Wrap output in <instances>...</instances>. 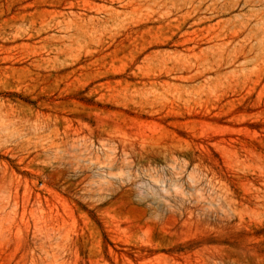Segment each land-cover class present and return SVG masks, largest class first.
I'll return each mask as SVG.
<instances>
[{"label":"rangeland","instance_id":"rangeland-1","mask_svg":"<svg viewBox=\"0 0 264 264\" xmlns=\"http://www.w3.org/2000/svg\"><path fill=\"white\" fill-rule=\"evenodd\" d=\"M0 264H264V0H0Z\"/></svg>","mask_w":264,"mask_h":264}]
</instances>
